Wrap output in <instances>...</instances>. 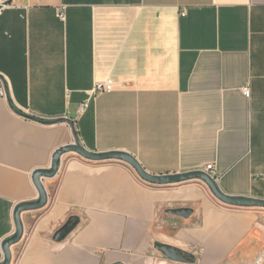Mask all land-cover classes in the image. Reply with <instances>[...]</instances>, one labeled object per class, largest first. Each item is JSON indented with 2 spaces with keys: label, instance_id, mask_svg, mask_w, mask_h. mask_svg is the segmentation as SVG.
Here are the masks:
<instances>
[{
  "label": "crops",
  "instance_id": "1",
  "mask_svg": "<svg viewBox=\"0 0 264 264\" xmlns=\"http://www.w3.org/2000/svg\"><path fill=\"white\" fill-rule=\"evenodd\" d=\"M0 84V262L34 172L77 140L155 175L215 164L223 192L264 199V0H0ZM41 180L10 264H264V210L198 180L152 184L75 151Z\"/></svg>",
  "mask_w": 264,
  "mask_h": 264
},
{
  "label": "water",
  "instance_id": "2",
  "mask_svg": "<svg viewBox=\"0 0 264 264\" xmlns=\"http://www.w3.org/2000/svg\"><path fill=\"white\" fill-rule=\"evenodd\" d=\"M69 151H75L84 158L94 161L114 159V160H121L127 162L131 166H133V168H135V170L138 172L139 176L142 179L152 184L166 185V184H174V183L199 179L205 182L208 185L211 192L213 193V195L225 204L236 207H264L263 198L234 196V195L226 194L219 188L217 182L204 170H192V171L181 172L176 174L155 175L147 172L143 168V166L137 161V159L133 155L127 152H123V151L96 152L87 149L82 144H80L79 140H77L76 142L63 146L56 151L52 162V166L50 168L38 169L34 172V181L39 189V194H40L39 198L34 201L21 202L16 206L14 213L15 222H16V231L12 236L5 239L3 242V250L5 253V258L2 262H0V264L11 263V259H12L11 246L17 243L18 241H20L23 236L24 224L21 217L22 212L27 210L39 209L47 204L48 193L41 179L45 177L55 176L59 170L61 156ZM172 212L180 216H188L192 212V210L190 208H179L172 210ZM66 228L67 226L61 228L57 232L55 237L59 238ZM161 248L164 250L165 254L170 259L185 261V262L191 261V259L189 258V254L183 250H179L177 248H173L167 245H162ZM114 264H121V263L117 262Z\"/></svg>",
  "mask_w": 264,
  "mask_h": 264
},
{
  "label": "built area",
  "instance_id": "3",
  "mask_svg": "<svg viewBox=\"0 0 264 264\" xmlns=\"http://www.w3.org/2000/svg\"><path fill=\"white\" fill-rule=\"evenodd\" d=\"M113 89H114V81L112 79L97 82L94 86V89L90 91L89 98L81 105L80 110L84 112L89 107L90 101L94 95L101 92H109L112 91ZM248 91H249L248 88H246L245 92L248 93ZM6 94L7 91L5 89V86L3 84H0V96H5ZM204 171L207 172L215 181L218 178V172L215 164H208ZM263 259H264V253L260 256L258 262L263 261Z\"/></svg>",
  "mask_w": 264,
  "mask_h": 264
},
{
  "label": "trees",
  "instance_id": "4",
  "mask_svg": "<svg viewBox=\"0 0 264 264\" xmlns=\"http://www.w3.org/2000/svg\"><path fill=\"white\" fill-rule=\"evenodd\" d=\"M76 222V218H72L70 219L65 226H67L68 228H72L73 224Z\"/></svg>",
  "mask_w": 264,
  "mask_h": 264
},
{
  "label": "rangeland",
  "instance_id": "5",
  "mask_svg": "<svg viewBox=\"0 0 264 264\" xmlns=\"http://www.w3.org/2000/svg\"><path fill=\"white\" fill-rule=\"evenodd\" d=\"M195 180H198L199 182L206 184V183L203 182L202 180H199V179H195ZM206 186H208V185L206 184ZM217 200H219V199H217ZM219 202H221L222 204H224V203H223L222 201H220V200H219ZM255 208H258V209H260V210H264V207H255Z\"/></svg>",
  "mask_w": 264,
  "mask_h": 264
}]
</instances>
